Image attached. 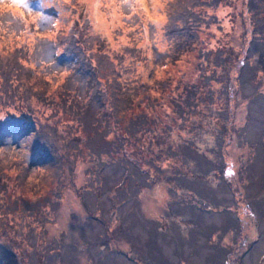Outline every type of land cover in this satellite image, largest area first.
<instances>
[{
    "label": "rangeland",
    "instance_id": "374dc122",
    "mask_svg": "<svg viewBox=\"0 0 264 264\" xmlns=\"http://www.w3.org/2000/svg\"><path fill=\"white\" fill-rule=\"evenodd\" d=\"M175 2L0 0V264H264V31L221 0L184 47ZM182 147L219 206L186 189ZM130 164L147 178L115 205Z\"/></svg>",
    "mask_w": 264,
    "mask_h": 264
},
{
    "label": "trees",
    "instance_id": "16d2710c",
    "mask_svg": "<svg viewBox=\"0 0 264 264\" xmlns=\"http://www.w3.org/2000/svg\"><path fill=\"white\" fill-rule=\"evenodd\" d=\"M220 1L221 0H176V2L174 4L170 5L172 13H171V22L169 24V30H170L169 31V35L170 36H177L178 38H180L182 36V33H183V32L181 33L182 28L178 29V31H175V29L177 28V19L179 18L180 21L184 24L183 29L185 31H187V34L189 36H191L190 39H186L185 40V44L182 43V42H180V44H182L184 47L186 45L189 46L191 41L195 42L196 39H197V33H199L198 32V30H199L198 28L201 26L198 22L200 21L201 23H203V22L205 23L204 20L206 18V14L203 13V12H200L199 8H201V7L205 6V5H207V6L215 5L218 2H220ZM259 3H264V0H248V3H247L248 6H250V8L254 12L255 22H256V26H257V28H256V26L254 25V29H256V31L254 30V33H257V34H258V31H261V32L264 31V14H259V13H261L263 11L262 7L259 6ZM261 32L259 34H261ZM259 37H264V35H259ZM203 50H205V49L202 47L200 49V53L203 54V56H204L205 52H208V51H206V50L203 51ZM216 58L217 59L214 60L215 61L214 63H215L216 67L217 66H222V65L225 64V62L222 60L223 58L221 57V52L217 53V57ZM1 66H3V62H0V67ZM79 73L80 74H84V75H86L89 78L88 79L89 81H87V83H89V84H91L92 82L94 83V78H93L92 74H88L89 71L87 69L82 70ZM94 93H95V90L93 91V95H94ZM92 96H91V98H92ZM137 123L139 124V121H137ZM130 125H132V124H130ZM0 126H1V124H0ZM132 128L134 129V125L132 126ZM44 143L47 145L46 146V151H47L49 149V145H48L47 142H44ZM261 143H262V141L260 142V144ZM98 146L99 147L103 146L104 148H106V150L110 151L109 142H104L103 145H102V143H99ZM99 147H96L95 149L92 150V152L94 153L95 156L96 155L98 156L100 154L99 151L101 150V148H99ZM181 150H184V151H182V153L185 154V156L187 157L186 160L189 159L193 163V171L194 172H192V171H190V172H191V175H194V176L185 178L186 182H187V185H186L187 188L186 189H188L190 191L196 190L195 194L198 197H200L203 202L210 201V203H212V205H211L212 208L219 206L218 198L215 195H212L210 198H208L209 200H205V198H203V195H204V191H206V190H204L201 187H198L196 185V183H195V180L200 182L202 185H204L205 182H206L205 179H201L202 172H201L200 169L204 165L207 166V164H208L207 158L204 155H202L201 152L189 149L188 147H182ZM262 154L264 156V152ZM129 166H131V164ZM202 170L204 171L205 169L203 168ZM133 176L136 177L138 179V182L141 183V184H143L142 178H144V176L147 178L146 174L142 170H138L136 167H132L131 166V170L128 169V172L123 173V180L125 179V181L128 182L129 191L128 192H125V191L121 192V195H122V198H121V195H119L117 193L119 188H114L115 189V194H116V197H117V199L114 201L115 205H116V202L121 201L120 204H122L123 200L126 201L128 198L131 197V195H132V191H131L132 188L131 187H132V182L134 180ZM124 183L125 182H123V184ZM120 184H122V180H121ZM205 185H208V184L206 183ZM115 186H117V184ZM210 191L212 192L213 190H210ZM82 197H84V196H82ZM86 198L87 199L85 200V197H84V200H82V201H84L85 203H90V205H91V201H90L89 197L86 196ZM42 201H45V199H43ZM197 205L200 208H204V207L200 206L202 204L199 203V202H198ZM189 206H192V205H189ZM189 206L188 207H181L180 209H175L174 211L180 213L183 217L189 219L190 221L192 219V222L196 223L197 216L193 215L190 212L191 207H189ZM121 208H122V206H121ZM260 218L262 219V217H260ZM168 227L170 229H172L170 224L168 225ZM145 228H148V226L145 227ZM215 229L216 228H208V229H204V230L207 231V232H210V233L218 232V231H214ZM220 229H222L223 231H225L227 229H229V230L232 229V230L238 232L239 229H240L239 222H238V220L234 221V219L230 218V222H226V224L223 227H221ZM189 230H194V229L190 228ZM202 231H203V229L200 232L202 233ZM220 232H221V230H220ZM124 234L127 235V231ZM95 236L96 235H94V237H92V239H94ZM192 240L193 239H191V238H189L187 236H182L178 240V242H180V243H189ZM155 248H157V247H155ZM210 248L214 249V250L215 249L217 250L216 247H210ZM0 251H3V249H0ZM56 253H57V251H56ZM56 253H54V254L56 255ZM110 258H112V254L106 253L104 257H100L99 259H103L102 261H109ZM147 258H149L148 261L154 262L155 257H151V255H150V257L147 256ZM242 258H243V256H242ZM242 258L240 259V261L242 260ZM209 261L211 262V259H209ZM97 264H102V263H97Z\"/></svg>",
    "mask_w": 264,
    "mask_h": 264
},
{
    "label": "snow or ice",
    "instance_id": "6c2138e0",
    "mask_svg": "<svg viewBox=\"0 0 264 264\" xmlns=\"http://www.w3.org/2000/svg\"><path fill=\"white\" fill-rule=\"evenodd\" d=\"M12 2H13L14 4H17V5H19V6H23V7H25V8L28 7L27 0H12Z\"/></svg>",
    "mask_w": 264,
    "mask_h": 264
}]
</instances>
